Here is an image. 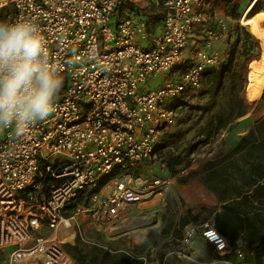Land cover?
I'll return each mask as SVG.
<instances>
[{"label": "built area", "instance_id": "1", "mask_svg": "<svg viewBox=\"0 0 264 264\" xmlns=\"http://www.w3.org/2000/svg\"><path fill=\"white\" fill-rule=\"evenodd\" d=\"M212 3L159 0L155 31L146 11L129 0H0L6 20L24 17L39 25L63 78L49 118L18 138L0 134L6 264H78L57 241L59 231L82 215L111 233L169 188L173 178L143 169L156 160L178 107L202 86L203 71L223 61L219 51L206 52L221 40L227 47L230 38ZM158 75L166 77L149 89ZM195 237L216 254L240 255L211 218L187 227L181 241Z\"/></svg>", "mask_w": 264, "mask_h": 264}, {"label": "rangeland", "instance_id": "2", "mask_svg": "<svg viewBox=\"0 0 264 264\" xmlns=\"http://www.w3.org/2000/svg\"><path fill=\"white\" fill-rule=\"evenodd\" d=\"M250 1H214L216 4L223 5L224 16L227 19L223 18L230 31L229 43L223 52V60L227 59L229 53L233 55L229 64V73L215 98L210 99L206 96L201 98L199 96L201 92L207 89L206 79L203 77V84L198 92L189 100L181 103L174 125L163 132L156 147V160L147 163L144 167L145 175L160 176L161 178L170 176L175 180L185 176L191 177L197 173L194 169L200 168L204 160L228 151L235 139L249 129V126L253 125L256 120L264 116V100H262V93L264 92V49L254 30L250 26L242 27L238 21ZM0 13L3 14V20H6L7 12L2 11ZM259 27L264 40V24H259ZM249 31H252L253 35ZM195 46L196 43H189L184 51V58L188 57ZM260 53L263 58L261 84L256 96L253 94L250 101L247 99L250 69L254 75ZM165 77V75H158L155 78H150L148 88L155 89ZM240 110L243 112L241 117L230 120L208 142L205 140V127L211 118L220 111L234 115ZM169 162L173 166V172L168 170ZM179 162L181 164H177ZM163 164L165 165L164 170H162ZM160 196L162 194L158 195L156 199ZM151 203H145L142 206L147 205L149 207ZM84 218L85 216L81 215L74 221L70 230H62L57 234V241L78 264H114V259H123V257V260L125 258L127 260L119 264H166V261L163 262L162 257H160V250L156 245L157 243H153V238L139 240L137 236L139 231H137V227L132 226L137 224L136 218L132 219V223H128L129 226L125 225V222L123 226L116 225L111 233L98 230L86 223ZM65 232L67 235L62 236ZM7 253L8 249L0 250V264H6Z\"/></svg>", "mask_w": 264, "mask_h": 264}, {"label": "trees", "instance_id": "3", "mask_svg": "<svg viewBox=\"0 0 264 264\" xmlns=\"http://www.w3.org/2000/svg\"><path fill=\"white\" fill-rule=\"evenodd\" d=\"M263 3L264 0H257L246 13V17L264 24ZM0 20H3L2 13ZM249 32L253 35L252 31ZM232 58V53H229L227 59L217 67L206 68L203 71L207 89L200 93L201 98L206 96L213 99L218 95L229 73ZM262 62L260 53L256 73L253 75L250 69L247 87V99L250 101L253 94L256 96L261 84ZM262 94L264 100V92ZM242 115L241 110L234 115L226 111L218 112L206 124L205 140H209L224 128L230 120ZM168 166V170L173 172L170 162ZM202 171L205 186L221 203L220 210L214 216L216 229L227 238L231 246L236 247L240 244L249 247L253 252L254 264H264V117L257 120L231 149L219 157L208 160ZM65 235L67 233L62 234ZM123 259H114V264L127 260Z\"/></svg>", "mask_w": 264, "mask_h": 264}, {"label": "crops", "instance_id": "4", "mask_svg": "<svg viewBox=\"0 0 264 264\" xmlns=\"http://www.w3.org/2000/svg\"><path fill=\"white\" fill-rule=\"evenodd\" d=\"M211 1L216 14L224 20L223 5L216 4L215 0ZM129 3L131 7L145 10L150 26L158 31L159 17L162 12L159 0H129ZM195 40H198L197 35L190 43H194ZM225 48V41L221 40L210 49H206V52L210 53L217 50L223 57ZM253 125L249 126L250 128L241 136L245 135ZM240 137L233 141L229 149L234 146ZM221 154L223 153L219 155ZM219 155L204 160L200 168L197 169L196 167L194 169L197 173L191 177L185 176L180 177V179H173L172 186L170 185L162 193V196L156 199L158 196L156 195L151 200L144 202L143 204L152 203L149 207L147 205L142 206L141 210L135 213L132 218H136V223L139 224L137 227L139 240L153 238V243H157L160 257L165 259L166 264H254L252 250L244 245L237 244L236 247L233 246L236 251L240 252V255H237L234 250L228 252L229 254L220 255L216 254L212 246L200 237H195L187 243L181 241L187 227L209 218L214 220L216 212L220 210L221 203L205 186L203 182L204 172L202 171L203 165L208 160L219 157ZM84 220L86 219L84 218ZM86 223L91 224L88 220H86Z\"/></svg>", "mask_w": 264, "mask_h": 264}, {"label": "clouds", "instance_id": "5", "mask_svg": "<svg viewBox=\"0 0 264 264\" xmlns=\"http://www.w3.org/2000/svg\"><path fill=\"white\" fill-rule=\"evenodd\" d=\"M62 87L39 25L24 17L0 20V134L18 138L49 118Z\"/></svg>", "mask_w": 264, "mask_h": 264}, {"label": "bare ground", "instance_id": "6", "mask_svg": "<svg viewBox=\"0 0 264 264\" xmlns=\"http://www.w3.org/2000/svg\"><path fill=\"white\" fill-rule=\"evenodd\" d=\"M257 0H251L249 2V4L245 7V10L243 11L241 17H240V24L242 26H250L254 32L258 35V38H259V41L264 49V40L262 38V34H261V30H260V27H259V24L258 22L254 19V18H248L246 17V13L252 8V6L254 5V3L256 2ZM264 65V64H263ZM264 91V89H263ZM151 221V220H150ZM144 223V222H143ZM129 226V225H128ZM135 227H138L139 224H135V225H132ZM127 227V226H126ZM130 228V227H129ZM125 229V228H124ZM66 233V232H65ZM63 233V234H65Z\"/></svg>", "mask_w": 264, "mask_h": 264}]
</instances>
